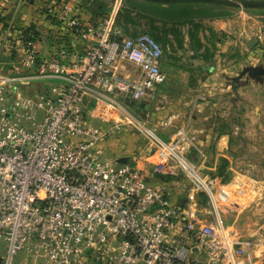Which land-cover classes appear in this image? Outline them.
<instances>
[{"label":"built area","instance_id":"obj_1","mask_svg":"<svg viewBox=\"0 0 264 264\" xmlns=\"http://www.w3.org/2000/svg\"><path fill=\"white\" fill-rule=\"evenodd\" d=\"M75 10L62 7L56 20L78 45L84 40L82 57H45L37 38L14 63L16 72L4 73L0 57L3 264L30 249L49 264H79L91 254L103 264H252L255 243L211 219L196 199L204 188L215 200V179L193 159L192 151L204 154L191 118L166 140L122 106L157 99L166 82L163 46L148 34L127 35L116 24L117 6L96 23ZM41 83L53 87L21 90ZM89 101L121 107L134 119L148 140V169L136 159L105 158L109 132L91 126ZM180 176L192 192L174 201L157 180Z\"/></svg>","mask_w":264,"mask_h":264},{"label":"rangeland","instance_id":"obj_2","mask_svg":"<svg viewBox=\"0 0 264 264\" xmlns=\"http://www.w3.org/2000/svg\"><path fill=\"white\" fill-rule=\"evenodd\" d=\"M54 2L59 3L60 6L74 5L78 9L75 10L77 13H83L87 20L93 21L105 18L116 6L118 14L126 9L132 10V16L134 17L132 22L126 23V17H123L121 18V22H123L121 24L129 27L131 32L138 34L149 33L148 24L150 20L147 19L148 17L159 21L162 16V12L157 13L155 11L156 0H39L38 3L42 4L39 10L46 8L50 12L53 9L52 5ZM159 2L162 3V0H159ZM100 6H103V14L95 16ZM184 6L186 5L177 4L175 8L178 15L170 18L172 22L180 23L182 21V23L177 26L174 23L171 24L179 33L168 38L169 42L167 45H170L171 48L167 49L166 55L169 52L177 53L176 51L180 49V64L183 66V71L191 70L188 55H191L194 43H196V54L198 57L196 66H207V71L203 72L204 74H199V76L200 79L208 81V85L204 86L203 82L194 84L193 91L200 93L197 98L195 96V98H192L193 93L190 95L188 91L182 88L178 90L179 92L174 90L173 93H176V96L193 99L191 105L193 103L195 108L196 104L204 102H209L211 106L215 104V115L213 117L215 127L221 132L229 134L227 138V157L217 159L215 152L213 154V144L216 140V134H214L208 144L210 149L208 153L209 159L205 161V164H202L204 176L215 179V183L211 184L215 200L209 198L204 188L196 191V199L201 207L207 209L211 219L222 220L225 225L233 227L242 240L254 242L252 264H264V81L261 79L262 82H257L247 78L243 81L241 90L240 87L234 85L236 76H238L239 71L245 64L244 60L236 55V52L239 47L244 52L249 50L245 42H242V44L238 43V31L240 28L242 29L244 38L250 32H254L253 34H256L259 30L264 32V8L248 11V14L243 12L238 14L239 8L229 4L212 7L197 5L196 8L199 12L193 18L189 16L183 19V16L179 14L180 11L183 12V9H186L187 6ZM236 14L237 16H235ZM163 17L167 18L168 16ZM40 22L43 23L41 20ZM224 23H227L228 27L224 25L220 27V24ZM256 29H258L257 32H255ZM194 34L196 39L192 38ZM60 40L61 42L63 41L61 35H57L54 37L53 42L58 44ZM197 40L201 42L202 49L198 48ZM80 44L83 45L80 46L82 48L85 46V42ZM163 46L165 47L164 43ZM82 48L80 49L82 50ZM221 48L223 50L228 48L229 51L235 52L234 55L229 54L227 61L229 65L228 85L224 87L223 91H220L219 86H213L215 82L219 84L221 81L219 76H216L214 81L213 74L209 72L210 69L208 70V68L214 66L215 62V66L219 65V51ZM207 50H210L209 54ZM207 54H212L213 57L217 54L216 61L213 57L210 60L206 59ZM128 69H132L131 66H128ZM12 71L16 72V69ZM196 74L198 73H195V76H198ZM181 75L183 80H187V73H181ZM172 91L173 89L170 87L164 90L170 97L173 95ZM160 93L159 91L157 92V100L147 108H143L139 103L134 102L122 105L136 119L146 123L158 135H160L158 133L159 120H153L155 118L153 116L158 112L157 105L161 100L158 98ZM99 104L97 109L100 117L114 116L115 118H109L104 121L107 125L103 129H112L111 133L107 134V142L115 139V135L119 136L117 138L119 145L131 141V145L135 147V152L132 151L131 155H136L140 147L144 148L148 145V140L140 132L137 124L134 123V119H130L123 108H113L107 104ZM190 110L191 106L187 108L186 113L190 114ZM211 111L209 107L204 110L208 114ZM191 112L193 114L195 110L192 109ZM206 123L207 121L204 124ZM199 147L203 148L201 145ZM122 148L121 145L118 151L122 150ZM195 154L192 151L193 157ZM111 156L113 157V155ZM111 156H105V158L109 161H114ZM223 158H226L228 162H223ZM180 178L182 180L184 176H180ZM173 182L175 181L171 183ZM182 185L185 186L184 184ZM185 189L187 191L185 194L187 195L192 192L191 185H188V188L185 187ZM89 260L102 263L97 255L91 254L84 256L79 264H87Z\"/></svg>","mask_w":264,"mask_h":264},{"label":"crops","instance_id":"obj_3","mask_svg":"<svg viewBox=\"0 0 264 264\" xmlns=\"http://www.w3.org/2000/svg\"><path fill=\"white\" fill-rule=\"evenodd\" d=\"M38 1L39 0H0L1 9L3 11V23H1L0 29V57L3 61L2 65L4 66V73L11 74L14 63H16L21 57L25 46L24 35L27 31H29V34L32 33L30 35H35V32L36 34H38L35 36L40 41L41 50L45 57L58 55L64 57L67 61H74L82 57L83 55L84 47H80L83 46L82 44H80L81 42L83 43V41H80L78 45L65 26L61 25L60 22L53 19L52 17H47L48 11L46 8L43 9L44 13L39 10L42 7V4H39ZM57 4L58 5L55 6H57L58 9H62L59 3ZM47 5L45 6L47 7ZM76 10L78 9L76 8ZM238 10V14L240 12L248 14V11H245L243 8H239ZM76 14L86 22H90V20H87L85 18L83 13L76 12ZM235 16H237V14ZM40 20L43 21V23L40 22ZM223 25L225 27H228L227 23L220 24V27H223ZM258 29H256L255 32H257ZM44 31H46V33H44ZM253 33L254 32H250V34L247 33V36L244 38L242 29L240 28L238 31V43L242 44V42H245L249 47V50H245V52L239 47L236 52V55L244 60L243 62L245 63L244 67H242V69L239 71L240 73L238 74V76H236L234 81V85L240 87V90L242 89L243 81L247 78H250L252 81L257 82H260L261 79H263L262 81H264V32L259 30L256 34ZM57 35H61V39L63 40L62 42L60 40L58 44L53 42L54 37H56ZM255 39L258 40V44L256 47L251 49L250 43ZM80 48H82V50ZM176 52L177 53L169 52L167 55L165 53L164 59L162 61V70L166 75V82L161 86V88L157 90V92H161L158 97L161 100L157 105L158 112L155 116H153V118L155 117L153 120H159L158 133L164 139L168 140L170 138V135L176 130L177 127L181 126L182 124L187 122L189 118H191L193 131H195L197 135V144L198 146L201 145L203 147L201 150L204 154V156L195 154L193 159L200 165L205 164V161L209 159V140L210 138L214 137V134H216V140L213 144V154L215 152V156L217 157V159L220 157H227V138L229 134L221 132L215 127V121L213 118L215 115V104L211 106L209 105V102H204L202 104H196L195 108V105L193 106V103L191 105L193 99H187L184 96L179 95L176 96V93H173L174 90L178 91L180 88H182L188 91L190 95L193 93L192 98H197L198 96H200V93H197V91H193V87L197 82L198 84L200 82H203L204 86L208 85V81L200 79L199 76V74H204L203 72L207 71V66H196L198 57L196 54V46L194 45L191 55H188V61L191 65V70L183 71V66L180 64L181 56H179L181 50L179 49ZM219 53V65L215 66V62L214 66L208 68V70L210 69L209 72L213 74L212 77L214 78V81L216 80L215 77L219 76V79L221 81L219 82V84L215 82L213 86H219L220 91H223L224 87L228 85L229 65L227 61L229 58V54L234 55L235 52L229 51L228 48L224 50L221 48ZM217 56L218 55L215 54L213 57L215 61L217 59ZM257 57H259L260 60ZM181 73H187V80H183V76L181 75ZM195 73H198L196 74L198 76H195ZM191 74L193 75L191 76ZM52 87L53 83L47 85L41 83L39 86L26 85L24 86V88L21 87V90L25 94L34 95L37 93V91H41L43 89L50 90ZM167 87L173 89L172 97L164 92L165 88ZM151 104L152 103L150 102L140 103L143 108H147ZM98 105L100 104L94 101L88 102L87 111L90 124L91 126L98 127L111 133L112 129H103L107 125L106 123H104V121L109 118H115L114 116L100 117L99 111L97 109ZM190 106L191 110H195V113L192 114L191 110L190 114L186 113L187 108ZM206 107H209V109H211L213 112L211 111V113L209 114L205 113L206 111L204 112V110L206 109ZM186 115L188 118L186 117ZM205 121H207L206 124H204ZM118 137L119 136L115 135V139H112L109 142L105 141V143H103L102 148L104 151V155H113V157L111 156V159L118 162L123 157L133 160L136 159L141 168L148 169L149 164L146 162V152L148 151L147 145L144 148L140 147L137 150L136 155H131L132 151L135 152V147L131 145V141H128L126 144H121L123 148L122 150L120 149L121 152H119L120 150L118 151V148H120L121 145H119V141L117 140ZM168 178H170L171 181ZM180 179V177H160L157 180V183H164L169 188L172 199L174 201H180L187 197V194H185V192H187L185 187L188 188V185H190V183L185 178H183L182 180ZM172 181L175 182L171 183ZM182 184H184L185 186H183ZM7 248L8 243L6 242L4 236L0 234V264H2L4 260ZM32 250L33 249L23 250L22 252H20L15 257L13 264H49L47 259L41 252L36 253L34 250ZM87 264L102 263L92 262L89 260Z\"/></svg>","mask_w":264,"mask_h":264},{"label":"trees","instance_id":"obj_4","mask_svg":"<svg viewBox=\"0 0 264 264\" xmlns=\"http://www.w3.org/2000/svg\"><path fill=\"white\" fill-rule=\"evenodd\" d=\"M156 4H155V11L158 12H162V16L161 18L158 20H156L155 18H150L148 17L147 19H149V33H136V32H131L130 28L127 26L122 25L121 22V18L126 17L125 22L126 23H130L132 22V20L134 19L133 15V11L132 10H128L126 9L124 12L117 14L116 17V24L117 26H119L120 28H122L125 33L131 37H137L138 35L141 34H148L151 37H153L157 42H159L162 46L163 43L165 45V47L163 46L164 52L167 53V49L171 48L170 45H167L169 42V39L172 35H177L179 32L178 30H176L173 25H171L172 23H174L175 26L179 25L182 23V21L180 23L177 22H172V20H170V18H174V16L178 15V13L176 12V5H186L184 7H186V9H183V12L180 11L181 16H183V19L186 17H194L196 13L199 12V10L197 11L196 6L200 5V6H222V5H233L237 8H243L245 11H252V10H257V9H261L264 8V0H162V3L159 2V0H156ZM159 2V3H158ZM60 7V6H59ZM64 6H61V8ZM53 10H51L50 12H48V16L49 18H53L56 20V15L58 13V11H60V9H58L57 6H55L53 4L52 6ZM205 9V8H204ZM56 10V11H55ZM58 10V11H57ZM103 6H100L98 11L95 13V16H100L101 14H103ZM41 12L44 13V10H41ZM179 12V11H178ZM0 24L3 23V11L1 9V5H0ZM52 13V14H51ZM166 14V15H165ZM163 16H168L163 17ZM100 20V19H99ZM99 20H90L91 23H96ZM170 26H172L171 28H169ZM32 34V33H30ZM29 31H27L24 35V48L27 45V42L31 39H35L37 38L35 35H30ZM193 39H196V35H192ZM198 41V40H197ZM196 46V43H194ZM182 45V43H181ZM167 46V47H166ZM198 48L202 49L203 46L201 44L200 41H198ZM180 47V46H179ZM208 54L210 53V50H207ZM206 55V59H212L213 55ZM223 162H228V160L226 158H223L222 160ZM4 262V261H3ZM2 262V264H3Z\"/></svg>","mask_w":264,"mask_h":264},{"label":"water","instance_id":"obj_5","mask_svg":"<svg viewBox=\"0 0 264 264\" xmlns=\"http://www.w3.org/2000/svg\"><path fill=\"white\" fill-rule=\"evenodd\" d=\"M257 44H258V40L257 39L252 40V42L250 43V48L253 49L254 47L257 46ZM126 161H127V158L126 157H123V158H121L119 160V163H122L123 164V163H126Z\"/></svg>","mask_w":264,"mask_h":264}]
</instances>
